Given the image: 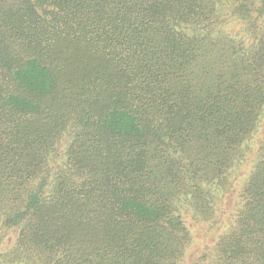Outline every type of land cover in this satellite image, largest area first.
Returning <instances> with one entry per match:
<instances>
[{
  "label": "trees",
  "instance_id": "16d2710c",
  "mask_svg": "<svg viewBox=\"0 0 264 264\" xmlns=\"http://www.w3.org/2000/svg\"><path fill=\"white\" fill-rule=\"evenodd\" d=\"M263 112L264 0H0V264H179ZM196 264H264V141Z\"/></svg>",
  "mask_w": 264,
  "mask_h": 264
},
{
  "label": "rangeland",
  "instance_id": "374dc122",
  "mask_svg": "<svg viewBox=\"0 0 264 264\" xmlns=\"http://www.w3.org/2000/svg\"><path fill=\"white\" fill-rule=\"evenodd\" d=\"M252 140L250 144L245 143L244 145L247 149L248 157L246 156L242 162L231 169L233 186L225 194L222 201H218L217 216L219 215V218H216V216L212 218L211 216L208 218L199 216V218H196L193 210H185L186 212H183L191 237L179 264H196L198 261L200 262L201 257L213 249L219 234L232 222L240 204V188L252 170L264 141V112L259 130Z\"/></svg>",
  "mask_w": 264,
  "mask_h": 264
}]
</instances>
